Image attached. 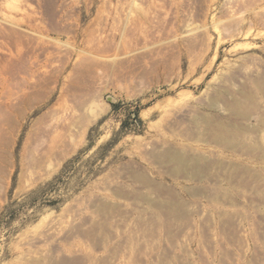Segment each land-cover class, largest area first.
Wrapping results in <instances>:
<instances>
[{
	"label": "rangeland",
	"instance_id": "1",
	"mask_svg": "<svg viewBox=\"0 0 264 264\" xmlns=\"http://www.w3.org/2000/svg\"><path fill=\"white\" fill-rule=\"evenodd\" d=\"M254 1L0 0V264H264Z\"/></svg>",
	"mask_w": 264,
	"mask_h": 264
},
{
	"label": "bare ground",
	"instance_id": "2",
	"mask_svg": "<svg viewBox=\"0 0 264 264\" xmlns=\"http://www.w3.org/2000/svg\"><path fill=\"white\" fill-rule=\"evenodd\" d=\"M256 1V0H255ZM254 1V2H255ZM257 2V1H256ZM260 2H262V3H264V0H258V3H260ZM76 68H78V67H76ZM77 72V71H76ZM62 101L64 102V99H62ZM61 101V102H62ZM58 104V103H57ZM58 106V105H57ZM56 106V107H57ZM72 108H73V106H72ZM53 109H57V108H53ZM71 109V108H70ZM88 109V108H87ZM53 111L52 112V114H51V112H50V117L49 116H45V117H49V123L47 122V125H44V126H42V128H40V130L37 132L38 134H37V137H35V139H34V142H35V140H36V138H37V141L34 143L35 145V147L36 148H34L33 146H31V147H33L34 148V150L36 151L37 150V148H38V146L42 143V139L46 136V135H50V138H51V136L52 137H54L53 138V140H52V138H51V141H59V142H62L63 143V146L65 147V150L68 148V147H71V146H73L76 142H77V139H79L82 135H84V133H85V131H86V128H87V126H88V124H89V121H90V119L92 118V117H94V115H95V109L94 108H92L91 106L89 107V109L87 110V112L86 113H82L81 114V116H80V114H79V117L77 118V121H73L72 122V115L73 114H75V112H77V114H78V112L79 111H77V109H74L73 108V110H63L62 108H61V110H56V111ZM76 110V111H75ZM72 111H75V112H72ZM69 112V113H68ZM80 113V112H79ZM46 114H48V112L46 113ZM45 115V114H44ZM69 115H71L70 117V119H71V121H70V119H69ZM78 116V115H77ZM44 117V118H45ZM21 118H23V116L21 117ZM46 119V118H45ZM40 120V119H39ZM42 120V119H41ZM74 120V119H73ZM21 121V120H20ZM48 121V120H47ZM67 121H70V123L67 125V127H61L60 125L61 124H64V123H66ZM37 123V122H36ZM38 123H40V121L38 122ZM75 123V124H74ZM67 124V123H66ZM65 124V125H66ZM64 125V126H65ZM34 128V127H33ZM39 128V127H38ZM67 130H66V129ZM75 128V129H74ZM35 130H37V129H35ZM64 130V132L62 133V131ZM66 130V131H65ZM31 134H33V133H31ZM34 135V134H33ZM35 136V135H34ZM31 136H29V138H30ZM69 139V140H67V138ZM32 139V140H33ZM27 141V140H26ZM29 142V141H28ZM27 143V142H26ZM62 143H61V145H62ZM32 145V144H31ZM27 146V145H26ZM26 146H24L25 148H26ZM30 146V145H29ZM33 148H31V149H33ZM59 148V147H58ZM26 151V150H25ZM27 151H28V149H27ZM26 151V152H27ZM30 152H32V150L30 151ZM34 152V151H33ZM7 153V152H6ZM29 153V152H28ZM63 153V152H62ZM26 154V153H25ZM30 154V153H29ZM58 154H60L61 155V153H58ZM59 155V156H60ZM23 156V155H22ZM33 156V155H32ZM56 156V155H55ZM25 157V156H24ZM23 157V158H24ZM58 157V156H57ZM22 158V159H23ZM25 158H27L28 159V157H25ZM21 159V162L22 163H24L25 161L24 160H26V159ZM33 158V157H32ZM29 160V159H28ZM31 162V161H30ZM27 163V162H26ZM29 164V163H28ZM26 167V166H25ZM23 172H25V171H23L22 170V174H23ZM26 173V172H25ZM22 174H21V179H22ZM24 176V175H23Z\"/></svg>",
	"mask_w": 264,
	"mask_h": 264
},
{
	"label": "trees",
	"instance_id": "3",
	"mask_svg": "<svg viewBox=\"0 0 264 264\" xmlns=\"http://www.w3.org/2000/svg\"><path fill=\"white\" fill-rule=\"evenodd\" d=\"M133 116L136 118L137 117V114H134Z\"/></svg>",
	"mask_w": 264,
	"mask_h": 264
}]
</instances>
